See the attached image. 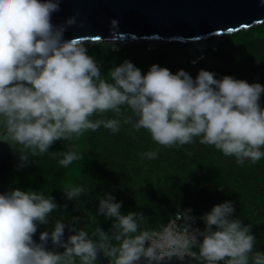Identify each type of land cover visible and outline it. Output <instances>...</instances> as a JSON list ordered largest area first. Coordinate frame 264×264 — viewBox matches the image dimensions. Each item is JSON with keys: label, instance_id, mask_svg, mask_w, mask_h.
<instances>
[{"label": "clouds", "instance_id": "clouds-1", "mask_svg": "<svg viewBox=\"0 0 264 264\" xmlns=\"http://www.w3.org/2000/svg\"><path fill=\"white\" fill-rule=\"evenodd\" d=\"M61 0H0V139L19 148L23 167L30 157L50 154L67 168L83 157L74 148L85 132L102 125L117 132V119H97L95 113L108 111L123 116L125 124L146 129L163 147L185 145L194 137L214 146L238 164L264 157V108L260 98L264 86L200 70L195 80L184 70L173 74L153 64L147 74L129 60L115 66L102 78L96 60L83 45L64 39L75 20L54 25L52 15ZM117 22L113 21L115 25ZM122 106L131 110L125 115ZM57 141H68L67 151L49 152ZM155 159V151L146 154ZM67 200L84 192L80 186L65 187ZM59 206L43 191L14 189L0 194V264H95L102 253L110 264H164L186 257L201 264H249L256 237L251 225L233 219L232 202L215 205L201 217L203 230L193 228L191 209L181 211L184 227L165 230L163 243L153 242L142 212L122 214V203L111 193L99 201L98 216L112 220L111 234L99 226L91 236L61 220L53 230L33 240L38 225H47ZM66 207V205H65ZM79 221L73 217L72 224ZM74 234L67 242L65 229ZM138 233V234H137ZM51 240L63 253L46 248ZM116 242V244L113 243ZM198 248V252L192 248ZM168 248L169 251L164 249ZM252 264H264V254L256 252Z\"/></svg>", "mask_w": 264, "mask_h": 264}, {"label": "trees", "instance_id": "trees-1", "mask_svg": "<svg viewBox=\"0 0 264 264\" xmlns=\"http://www.w3.org/2000/svg\"><path fill=\"white\" fill-rule=\"evenodd\" d=\"M86 49L108 82H112L109 72L129 60L142 74L156 64L173 74L184 70L193 80L200 70H206L218 80L231 76L264 86V22L228 35L215 50H205L202 57L197 52L196 62L191 61L186 46L179 42H159L153 47L147 42L129 43L118 50L111 49L110 44L96 43ZM260 105L264 108V93ZM122 112L132 115L124 106ZM97 119H117L119 130L114 133L102 125L96 131L85 132L74 142L83 158L67 168L58 164L59 157L53 159L50 154L30 157L21 167L19 148L8 157L0 178V194L14 189L43 191L59 206L47 225L37 226L36 233L53 230L55 221L61 220L90 236L98 226L111 234L113 221L97 214L99 201L106 193L122 203V214L142 212L145 221L140 228L151 234L161 231L175 212L181 214L186 209H191L203 230L200 218L215 205L230 201L235 209L232 218L251 225L256 237L249 264L256 252L264 254V157L255 163L245 159L238 164L234 156L201 144L202 137H194L192 143L182 146L163 147L152 140L146 129L125 124L124 117L114 112L91 117L93 122ZM70 146L71 142L57 141L49 152L67 151ZM153 151L157 153L155 159L143 155ZM66 186H80L84 192L70 201L63 192ZM73 217H79L74 225ZM192 251L198 252V248L193 247Z\"/></svg>", "mask_w": 264, "mask_h": 264}, {"label": "water", "instance_id": "water-1", "mask_svg": "<svg viewBox=\"0 0 264 264\" xmlns=\"http://www.w3.org/2000/svg\"><path fill=\"white\" fill-rule=\"evenodd\" d=\"M69 18L64 39L83 45L110 44L120 49L129 43L179 42L186 46L192 62L197 52L215 50L228 35L264 22V0H61L60 10L53 13L52 23L64 25ZM113 21L117 23L112 24ZM14 145L0 139V178ZM74 233L66 231L67 242ZM40 233L33 236L40 243ZM47 250L63 253L62 247L49 240ZM97 264H110L98 254ZM140 264H146L141 260ZM164 264H194L186 258L166 260Z\"/></svg>", "mask_w": 264, "mask_h": 264}, {"label": "built area", "instance_id": "built-area-1", "mask_svg": "<svg viewBox=\"0 0 264 264\" xmlns=\"http://www.w3.org/2000/svg\"><path fill=\"white\" fill-rule=\"evenodd\" d=\"M183 227H184V223H183V219H182L181 214L179 212H175L172 215V217L168 220V222L166 223V225L163 227V229L161 231H157V232L152 233L153 242L156 244L163 243L162 235L166 229L167 230L180 231L183 229ZM192 227L200 229L197 221H195V223L192 224ZM164 250L169 251L170 249L165 248ZM186 258H188V257H186Z\"/></svg>", "mask_w": 264, "mask_h": 264}, {"label": "crops", "instance_id": "crops-1", "mask_svg": "<svg viewBox=\"0 0 264 264\" xmlns=\"http://www.w3.org/2000/svg\"><path fill=\"white\" fill-rule=\"evenodd\" d=\"M201 230V229H200Z\"/></svg>", "mask_w": 264, "mask_h": 264}]
</instances>
